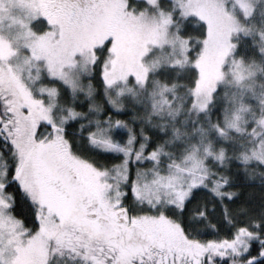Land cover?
I'll use <instances>...</instances> for the list:
<instances>
[{
  "label": "snow or ice",
  "instance_id": "obj_1",
  "mask_svg": "<svg viewBox=\"0 0 264 264\" xmlns=\"http://www.w3.org/2000/svg\"><path fill=\"white\" fill-rule=\"evenodd\" d=\"M0 264H264V0H0Z\"/></svg>",
  "mask_w": 264,
  "mask_h": 264
}]
</instances>
